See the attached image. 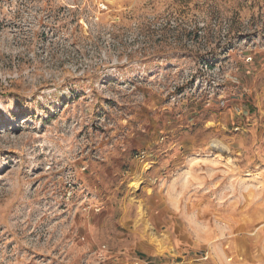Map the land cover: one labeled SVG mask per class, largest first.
Here are the masks:
<instances>
[{
    "label": "rangeland",
    "instance_id": "374dc122",
    "mask_svg": "<svg viewBox=\"0 0 264 264\" xmlns=\"http://www.w3.org/2000/svg\"><path fill=\"white\" fill-rule=\"evenodd\" d=\"M0 264H264V0H0Z\"/></svg>",
    "mask_w": 264,
    "mask_h": 264
},
{
    "label": "bare ground",
    "instance_id": "6f19581e",
    "mask_svg": "<svg viewBox=\"0 0 264 264\" xmlns=\"http://www.w3.org/2000/svg\"><path fill=\"white\" fill-rule=\"evenodd\" d=\"M140 215H141V214H140ZM140 215H139V216H140ZM141 217H142V216H141ZM141 217H140V218H141ZM261 228H262V227H261ZM191 235H192V234H191Z\"/></svg>",
    "mask_w": 264,
    "mask_h": 264
}]
</instances>
